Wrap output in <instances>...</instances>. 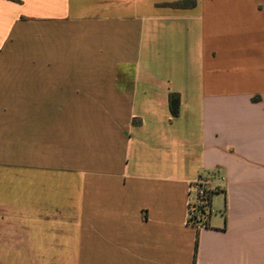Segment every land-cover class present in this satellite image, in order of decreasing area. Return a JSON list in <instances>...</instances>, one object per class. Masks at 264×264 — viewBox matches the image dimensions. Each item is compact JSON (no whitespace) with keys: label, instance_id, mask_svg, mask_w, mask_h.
<instances>
[{"label":"crops","instance_id":"crops-1","mask_svg":"<svg viewBox=\"0 0 264 264\" xmlns=\"http://www.w3.org/2000/svg\"><path fill=\"white\" fill-rule=\"evenodd\" d=\"M176 1L0 0V264H264V0Z\"/></svg>","mask_w":264,"mask_h":264},{"label":"built area","instance_id":"built-area-1","mask_svg":"<svg viewBox=\"0 0 264 264\" xmlns=\"http://www.w3.org/2000/svg\"><path fill=\"white\" fill-rule=\"evenodd\" d=\"M216 188L209 180H196L190 185L188 199V223L196 230L208 224L213 212L211 196Z\"/></svg>","mask_w":264,"mask_h":264},{"label":"trees","instance_id":"trees-1","mask_svg":"<svg viewBox=\"0 0 264 264\" xmlns=\"http://www.w3.org/2000/svg\"><path fill=\"white\" fill-rule=\"evenodd\" d=\"M16 1V0H12ZM166 6L176 8V9H189L193 8L195 6V1L193 0H181V1H176L173 3L165 4ZM179 106H180V96L177 93H171L169 95V107L171 114L173 117L178 116L179 114ZM195 262V258H194Z\"/></svg>","mask_w":264,"mask_h":264}]
</instances>
